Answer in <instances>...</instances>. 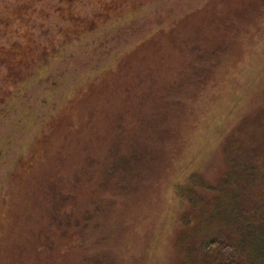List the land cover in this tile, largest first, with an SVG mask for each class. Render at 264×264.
<instances>
[{
    "label": "rangeland",
    "instance_id": "1",
    "mask_svg": "<svg viewBox=\"0 0 264 264\" xmlns=\"http://www.w3.org/2000/svg\"><path fill=\"white\" fill-rule=\"evenodd\" d=\"M262 115L264 0H0V264H177L175 188Z\"/></svg>",
    "mask_w": 264,
    "mask_h": 264
},
{
    "label": "trees",
    "instance_id": "2",
    "mask_svg": "<svg viewBox=\"0 0 264 264\" xmlns=\"http://www.w3.org/2000/svg\"><path fill=\"white\" fill-rule=\"evenodd\" d=\"M255 117L222 135L217 168L198 170L175 188L183 209L172 235L177 264H208L210 257L232 264L219 257L226 248L264 264L262 252L252 255L243 240L264 225V115Z\"/></svg>",
    "mask_w": 264,
    "mask_h": 264
}]
</instances>
